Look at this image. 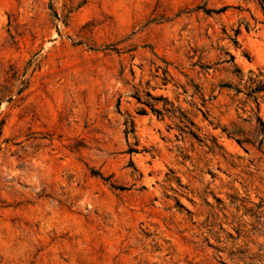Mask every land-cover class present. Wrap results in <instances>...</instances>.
<instances>
[{"label":"rangeland","instance_id":"rangeland-1","mask_svg":"<svg viewBox=\"0 0 264 264\" xmlns=\"http://www.w3.org/2000/svg\"><path fill=\"white\" fill-rule=\"evenodd\" d=\"M0 264H264V0H0Z\"/></svg>","mask_w":264,"mask_h":264}]
</instances>
